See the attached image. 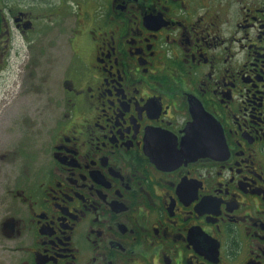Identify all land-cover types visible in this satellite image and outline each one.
<instances>
[{
  "label": "flooded vegetation",
  "instance_id": "1",
  "mask_svg": "<svg viewBox=\"0 0 264 264\" xmlns=\"http://www.w3.org/2000/svg\"><path fill=\"white\" fill-rule=\"evenodd\" d=\"M0 110V264H264V0H0Z\"/></svg>",
  "mask_w": 264,
  "mask_h": 264
},
{
  "label": "rangeland",
  "instance_id": "2",
  "mask_svg": "<svg viewBox=\"0 0 264 264\" xmlns=\"http://www.w3.org/2000/svg\"><path fill=\"white\" fill-rule=\"evenodd\" d=\"M57 36H55L56 38ZM51 42H41L38 44L37 48L35 49V52L37 53L38 48L40 47H46V57H39V58H31L28 56V50L25 49L27 47L25 42L18 41L17 47L23 50L21 52L19 57H12L10 63V67L12 68V74L10 78L8 79L9 85L12 82V86L14 85V82H18L20 84L22 77H28L27 81L29 80V85L31 89H28L30 94H34L33 96V107L34 110L37 108V111L46 112L48 107L51 105V100L54 97H58L61 94V89L59 82L61 81V71L62 66L63 70L66 68L70 61V51L68 48H65V50L62 51L61 55V42L56 41L53 44H50ZM37 43L34 42L35 46ZM18 50V49H17ZM15 52H20L18 51ZM48 56L53 57V61L56 58V62H50L48 59ZM41 78V81H44V85L47 87L45 95H42L41 97H37L35 95L36 88L38 87L36 84ZM56 83V84H55ZM22 84V82H21ZM20 84V85H21ZM39 86H42L39 84ZM3 87L5 88V84H3ZM12 90V96H16V94L19 92V90ZM34 90V92H33ZM17 92V93H16ZM49 93V94H48ZM48 94V95H47ZM12 97V98H13ZM13 102V101H12ZM4 111V109H3ZM1 113V110H0ZM51 111L47 112L46 118L50 115ZM1 116L0 114V122H1ZM12 119V117H11ZM11 122L9 119H6L5 121H2L0 123V127L6 128L8 123ZM3 143L1 132H0V145ZM8 256V253L3 251L2 248H0V262L5 263L6 257Z\"/></svg>",
  "mask_w": 264,
  "mask_h": 264
}]
</instances>
